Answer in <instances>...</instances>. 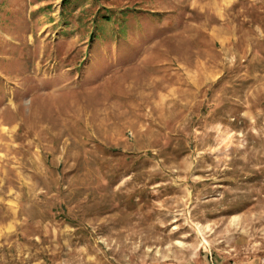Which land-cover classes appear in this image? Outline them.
Segmentation results:
<instances>
[{
    "label": "rangeland",
    "instance_id": "rangeland-1",
    "mask_svg": "<svg viewBox=\"0 0 264 264\" xmlns=\"http://www.w3.org/2000/svg\"><path fill=\"white\" fill-rule=\"evenodd\" d=\"M0 264H264V0H0Z\"/></svg>",
    "mask_w": 264,
    "mask_h": 264
},
{
    "label": "trees",
    "instance_id": "trees-1",
    "mask_svg": "<svg viewBox=\"0 0 264 264\" xmlns=\"http://www.w3.org/2000/svg\"><path fill=\"white\" fill-rule=\"evenodd\" d=\"M109 20V18H107Z\"/></svg>",
    "mask_w": 264,
    "mask_h": 264
}]
</instances>
